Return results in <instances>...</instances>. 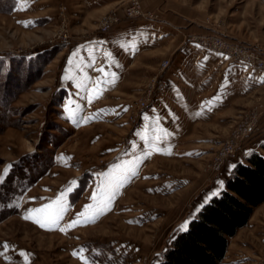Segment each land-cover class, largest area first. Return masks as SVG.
<instances>
[{"label":"rangeland","instance_id":"374dc122","mask_svg":"<svg viewBox=\"0 0 264 264\" xmlns=\"http://www.w3.org/2000/svg\"><path fill=\"white\" fill-rule=\"evenodd\" d=\"M133 1L120 0L96 15L93 25L88 10L94 0H0V57L58 50L40 78L7 107L1 104L5 72L0 75V264H158L175 233L195 215L196 203L225 184L232 162L250 148L248 154H264V87L254 103L237 99L234 108L210 116L199 110L197 123H190L195 110H184L180 124L168 126L174 133L158 142L152 155L143 154V137L151 135L143 121L153 107L139 106L150 91L157 101L169 91L174 57L169 54L133 95L125 96L123 108H87L81 118L82 110L64 109L58 80L66 52L73 54L79 37L110 32L128 19L173 20L179 24L176 32L207 51L229 58L203 43L221 38L264 58V0H137L144 14L127 17ZM111 13L122 19L105 31L101 19ZM63 29L70 34L67 43ZM164 61L169 64L162 68ZM256 113H261L258 128L240 135L217 169L224 143ZM69 187L57 225L41 227L35 213L25 219L29 210L56 200ZM93 193L98 199L110 196L104 210L68 228L85 205L94 203ZM222 264H264V203L230 239Z\"/></svg>","mask_w":264,"mask_h":264},{"label":"crops","instance_id":"0c3cea01","mask_svg":"<svg viewBox=\"0 0 264 264\" xmlns=\"http://www.w3.org/2000/svg\"><path fill=\"white\" fill-rule=\"evenodd\" d=\"M119 1L94 0V6L88 10L89 23L97 25L96 15L112 9ZM178 25L173 20L133 18L121 22L110 32L96 31L79 37L74 44L76 49L73 54L67 55L66 52L64 73L58 80L65 91L62 102L64 109H69L71 114L82 110V116L78 117L81 118L85 116L87 108H123L125 96L134 94L140 80L167 54L174 56L167 75L169 91L160 97L143 121L151 130V135L143 137L146 143V148L142 146L143 154L147 156L161 146L158 142L174 133L175 130L168 126L180 124L184 110H195L191 116L195 120L190 123H197L199 110H202L201 114L206 110V116H210L234 108L237 99L254 103L261 98L264 71L242 62H233L219 52L207 51L199 43L184 39L181 33L175 31ZM51 64L46 70L51 69ZM261 136L264 139V133ZM244 158L232 162L228 177L237 163L245 162ZM228 177L215 193L219 194L225 189ZM215 195L212 193L200 206L196 203L195 215L174 237L188 228L199 209Z\"/></svg>","mask_w":264,"mask_h":264},{"label":"trees","instance_id":"16d2710c","mask_svg":"<svg viewBox=\"0 0 264 264\" xmlns=\"http://www.w3.org/2000/svg\"><path fill=\"white\" fill-rule=\"evenodd\" d=\"M57 51L47 52L46 56L0 57V75L5 72L1 104L9 106L19 93L38 80L44 66ZM262 203L264 155L252 151L245 162L235 165L225 189L205 203L191 219L188 228L173 238L160 264H222L230 239L247 225Z\"/></svg>","mask_w":264,"mask_h":264},{"label":"built area","instance_id":"2783aa9c","mask_svg":"<svg viewBox=\"0 0 264 264\" xmlns=\"http://www.w3.org/2000/svg\"><path fill=\"white\" fill-rule=\"evenodd\" d=\"M143 14L144 13L141 8V5L137 0H134L132 2V6L128 7L126 10L127 17L143 15ZM121 19L122 18L117 14L114 13L107 14L102 17L100 26L103 30L107 31L110 30L115 24L119 23ZM60 35L62 36L63 42L66 43L69 42L70 34L66 29H63ZM203 43L209 49H214L217 51L224 52L229 56V58L230 57L231 59L235 58L240 62H243L244 64L248 65L249 67H254L257 69L264 70V58L261 55L255 53L252 50L247 49L242 45L229 43L221 38H213V40L211 41L205 40L203 41ZM168 64H169L168 61H164L162 63V68H165ZM156 102H157V95L152 94V91H150L146 99H144L141 102L139 109L141 110L144 108L154 107ZM260 115L261 113L254 114V116L251 119L243 123L242 128L239 131L235 132V134L224 143V146L220 154L218 155L217 160L215 161V166L217 169L221 167L226 156L234 150L237 138L240 135L250 134L254 132L256 128H258V121L260 120Z\"/></svg>","mask_w":264,"mask_h":264},{"label":"snow or ice","instance_id":"6c2138e0","mask_svg":"<svg viewBox=\"0 0 264 264\" xmlns=\"http://www.w3.org/2000/svg\"><path fill=\"white\" fill-rule=\"evenodd\" d=\"M100 71L103 72V69H100ZM101 82L102 81H98L97 83ZM89 102H91V100H89ZM0 182H3V177H0ZM71 183L74 184L75 181ZM110 186H112V181H109L108 186L105 187V192L107 191V187ZM67 191H71V187L67 188L64 192H61L57 196L56 200L51 201L50 203L45 204L40 208L29 210L30 214L25 215V219L32 218L31 213H35V222L41 227L57 225L59 221L63 219V215L66 211L64 200ZM215 194L218 193H214V195ZM97 196V193H93L92 200L94 201V203L85 205V211L78 213L76 219H74L73 221H71V223L67 225L68 228L75 227L77 224L81 223V218L84 219V222H89V220L94 219L95 216L99 215V213L104 210L106 204L110 201V196H108L107 199H105L104 196H101L98 199ZM60 230L64 231L65 229L61 228ZM3 247L7 248L8 245L5 243Z\"/></svg>","mask_w":264,"mask_h":264}]
</instances>
